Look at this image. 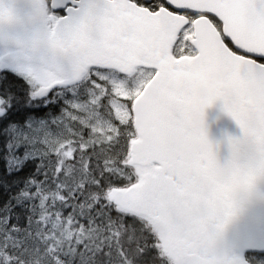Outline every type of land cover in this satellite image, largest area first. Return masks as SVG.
Returning a JSON list of instances; mask_svg holds the SVG:
<instances>
[{
	"label": "snow or ice",
	"instance_id": "1",
	"mask_svg": "<svg viewBox=\"0 0 264 264\" xmlns=\"http://www.w3.org/2000/svg\"><path fill=\"white\" fill-rule=\"evenodd\" d=\"M47 8L53 28L33 51L51 62L0 74L15 161L0 173V264H247L214 243L264 178V0ZM197 67L226 69L236 90L221 101L243 139L229 138L225 165L193 126Z\"/></svg>",
	"mask_w": 264,
	"mask_h": 264
},
{
	"label": "water",
	"instance_id": "2",
	"mask_svg": "<svg viewBox=\"0 0 264 264\" xmlns=\"http://www.w3.org/2000/svg\"><path fill=\"white\" fill-rule=\"evenodd\" d=\"M81 1L85 5L93 2ZM56 2L64 4L67 0ZM7 10L13 12L14 19L9 22L0 18V69L20 68L25 73L30 66L51 62L52 58L47 54L33 51L36 43L50 31L45 1L0 0V13ZM55 67L58 71L70 70L64 64H57ZM226 71L203 72L197 67L189 75L196 82L198 93L199 88L209 84L214 77L227 75ZM216 106L223 107V101H217L213 107ZM209 111L210 108L207 110L208 140L218 142L217 158L225 165L232 158L229 138L243 139V131L225 111L218 121H214ZM217 231L214 251L229 262L238 259L246 261L247 252L264 253V178H259L250 191H240L236 195L233 216Z\"/></svg>",
	"mask_w": 264,
	"mask_h": 264
},
{
	"label": "clouds",
	"instance_id": "3",
	"mask_svg": "<svg viewBox=\"0 0 264 264\" xmlns=\"http://www.w3.org/2000/svg\"><path fill=\"white\" fill-rule=\"evenodd\" d=\"M235 88L230 84L227 75L214 77L211 82L199 88L197 93V114L193 121V126L197 130L208 131L207 110L213 107L217 101L230 95H234ZM209 147L217 152L219 144L215 141L209 142Z\"/></svg>",
	"mask_w": 264,
	"mask_h": 264
},
{
	"label": "trees",
	"instance_id": "4",
	"mask_svg": "<svg viewBox=\"0 0 264 264\" xmlns=\"http://www.w3.org/2000/svg\"><path fill=\"white\" fill-rule=\"evenodd\" d=\"M8 73L15 75L17 79H25L26 80V78L18 76L15 73H12V72H8ZM15 130H16V126H15V124H13L11 127V131L13 133H15ZM11 148H12V144H11L10 140L7 137H5L3 135L2 130H0V173L10 172L11 169L13 168V165L10 164V161H11V159L12 160H14V159L11 155L8 154L11 151ZM28 163L32 166V172L33 173L39 167V161L36 159H31L28 161ZM5 192H7L9 196L14 195V193L8 191L7 186H5ZM250 261L254 264H264V255L256 257V258L251 257Z\"/></svg>",
	"mask_w": 264,
	"mask_h": 264
},
{
	"label": "bare ground",
	"instance_id": "5",
	"mask_svg": "<svg viewBox=\"0 0 264 264\" xmlns=\"http://www.w3.org/2000/svg\"><path fill=\"white\" fill-rule=\"evenodd\" d=\"M12 160V159H11ZM11 164V163H10Z\"/></svg>",
	"mask_w": 264,
	"mask_h": 264
}]
</instances>
